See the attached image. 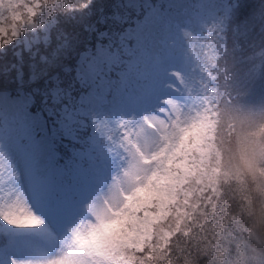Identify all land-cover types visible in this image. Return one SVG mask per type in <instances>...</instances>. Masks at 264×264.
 <instances>
[{"label": "rangeland", "instance_id": "1", "mask_svg": "<svg viewBox=\"0 0 264 264\" xmlns=\"http://www.w3.org/2000/svg\"><path fill=\"white\" fill-rule=\"evenodd\" d=\"M121 1L106 27L93 30L89 25L88 31H95L96 41L81 52L67 86L57 75L51 76L52 82L37 103L22 88L13 93L0 91V213L17 201L16 196L5 194V183L38 173L45 177L42 185L33 190L36 195H29V199L26 189L20 191V197L23 195L29 202L24 204L44 221L43 225L17 227L0 214V234L25 240L34 233L38 247L23 250L21 245L2 243L0 264H50L73 250L77 228L96 223L90 206L101 208L106 199L117 194L128 210L119 214L121 223L127 225L144 208L161 203L173 205L191 178L207 172L211 159L203 160L196 154L185 156L179 144L170 152L175 140L164 141L154 121L170 120V100L182 108L185 120H191L205 106L218 108L214 69L219 48H224L230 14L225 18V6L232 7L234 0ZM89 2L88 8L79 6L77 10L90 11L96 4L100 8V1ZM29 3L32 0H0V32L17 24L22 29L12 43L6 44L14 61L1 74L15 71L19 82L25 78L22 62L26 52L34 58L38 43L66 50L71 41L65 34L51 39L52 14H42L34 28L28 26ZM150 5L159 12L152 14L145 25ZM137 36L144 40H136ZM121 37L124 45L132 42L133 49L139 46L135 50V68L127 80H121V73L128 71L127 63L106 71L103 78L95 75L90 69L102 61L99 52L119 47ZM6 45L0 43V60L7 59ZM45 60L49 61L48 56L41 58ZM29 64L28 78L32 81L40 74L34 61ZM93 90L95 96L90 97V102L80 105V98ZM63 101H70L68 109L63 107ZM72 109L77 110L79 119L68 130L70 136L64 135V116ZM242 114L255 119L261 116L256 109ZM34 144L37 148L44 145L46 154L33 167L25 168L26 156Z\"/></svg>", "mask_w": 264, "mask_h": 264}, {"label": "trees", "instance_id": "2", "mask_svg": "<svg viewBox=\"0 0 264 264\" xmlns=\"http://www.w3.org/2000/svg\"><path fill=\"white\" fill-rule=\"evenodd\" d=\"M98 1L100 8L96 4L88 11L77 10L81 0H52V8L45 9L43 14L54 16L52 40L62 34L71 39L67 49L35 45L39 50L34 58L29 52L23 55L25 78L19 82L15 80V71L1 74L14 61L10 46L6 45L4 57L8 60H0V91L13 93L22 88L37 103L52 82L51 76L57 75L67 86L81 52L96 41L95 31H88L89 25L93 30L106 27L110 14L118 6V0ZM260 3L264 0H235L231 7L224 48H219L214 69L219 87L218 108L222 113L243 115L256 109L261 114L256 119L264 116V61L260 56L264 52V35L259 28L247 36L237 35L238 29L243 31L240 26L244 20L258 10ZM47 56L48 62L41 61ZM32 61L40 76L31 81L28 74ZM222 90L226 91L222 93ZM247 117L255 119L253 115ZM217 136L219 147V130ZM59 149L63 146L59 145ZM206 170L205 175L191 178L183 186L173 204L181 202L188 215L181 213L185 222L172 225L173 234H180L168 264H264V151L253 150L242 155L239 140L233 136L226 139L219 163L211 159ZM172 210L176 211L174 207ZM20 237L0 235V244L20 245ZM23 241L29 249L38 247L34 233H29Z\"/></svg>", "mask_w": 264, "mask_h": 264}, {"label": "snow or ice", "instance_id": "3", "mask_svg": "<svg viewBox=\"0 0 264 264\" xmlns=\"http://www.w3.org/2000/svg\"><path fill=\"white\" fill-rule=\"evenodd\" d=\"M89 4L87 0L80 7L86 9ZM51 8L52 0H32V3L27 4L26 7L28 26L34 28L37 17L42 15L45 9ZM158 12L159 9L150 5L143 24L146 25L151 15ZM229 12H231V6L226 5L225 18ZM240 28L243 31L238 29L237 35L247 36L256 28H259L261 35H264V3H260L258 10L247 16ZM21 32L19 24L5 28L0 32V43L5 45L12 43ZM142 39L144 40V37H136V40ZM136 49H133L132 42L124 45L121 37L119 47H110L99 52L103 59L90 71L103 78L102 74L106 71H113L127 63L128 71L121 73V80L126 81L135 68ZM260 56L264 61V52ZM215 59L214 55L211 56L213 63ZM80 75L83 76L82 73ZM93 96H95L94 90L89 96H82L79 100L80 105H85L86 101L89 103L90 97ZM69 103L70 101L68 103L63 101V107L68 109ZM169 103L173 108L170 120L167 122L159 120L154 123L157 130L162 133L164 141L175 140L169 149L170 152L179 144L183 146L181 151L185 156L196 154L203 160L215 159L218 164L226 139L233 136L239 140L242 155L253 150L264 151V116L253 119L239 114L222 113L220 108L212 109L205 106L203 111L197 112L191 120H185L182 118V108L174 101L170 100ZM76 111L72 109L64 116L67 125L61 129L64 135H69L68 130L74 128L79 119L75 115ZM218 130L220 133L219 147L216 144ZM172 155L175 156L176 153L173 152ZM173 207L176 211L172 210ZM90 210L95 213L96 223L90 222L87 226L77 228L73 236V250L51 261L50 264H168L173 255L172 250L175 248L177 236L180 234L178 232L173 234L172 225L185 222L181 213L188 215L179 201L170 206L161 203L152 208L142 209L138 216L133 215L132 221L124 225L121 223L119 214L121 211L127 213L128 210L117 194L111 200L106 199L103 207L90 206ZM146 212L157 213V215H145ZM0 214L10 225L17 227H37L44 224V221L19 198ZM13 264L16 262L13 261Z\"/></svg>", "mask_w": 264, "mask_h": 264}, {"label": "bare ground", "instance_id": "4", "mask_svg": "<svg viewBox=\"0 0 264 264\" xmlns=\"http://www.w3.org/2000/svg\"><path fill=\"white\" fill-rule=\"evenodd\" d=\"M43 147H44V145L37 148L36 144H34L32 146V149H30L29 153L26 156V160L24 162L25 168L33 167L35 164H37V161L39 160V158L45 156L46 152L44 150H42ZM37 178H39V179H37ZM44 178L45 177L41 178L40 173H38V174H36V176L32 175L29 178L25 177L22 181L18 180V179H16V181H14V180L10 181L8 183H5L4 192H5V194L9 195L10 197L16 196V199L19 198L23 203L25 202L26 204H28L29 202L28 203L26 202L23 195H22V197H20V191H23L24 189H26V198L29 199L30 196L36 195L33 192V190L36 187H39L42 185ZM19 181H21V182H19Z\"/></svg>", "mask_w": 264, "mask_h": 264}]
</instances>
